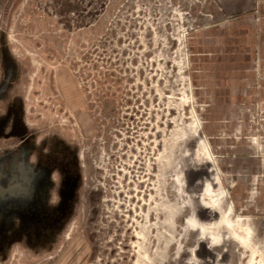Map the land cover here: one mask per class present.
<instances>
[{
  "label": "rangeland",
  "instance_id": "374dc122",
  "mask_svg": "<svg viewBox=\"0 0 264 264\" xmlns=\"http://www.w3.org/2000/svg\"><path fill=\"white\" fill-rule=\"evenodd\" d=\"M2 44L6 103L82 174L53 250L8 264H264V0H0V85Z\"/></svg>",
  "mask_w": 264,
  "mask_h": 264
},
{
  "label": "flooded vegetation",
  "instance_id": "af4514ba",
  "mask_svg": "<svg viewBox=\"0 0 264 264\" xmlns=\"http://www.w3.org/2000/svg\"><path fill=\"white\" fill-rule=\"evenodd\" d=\"M0 264L13 250H53L71 220L82 184L78 150L62 138L38 141L8 90L15 69L1 45ZM8 95V96H7Z\"/></svg>",
  "mask_w": 264,
  "mask_h": 264
},
{
  "label": "bare ground",
  "instance_id": "6f19581e",
  "mask_svg": "<svg viewBox=\"0 0 264 264\" xmlns=\"http://www.w3.org/2000/svg\"><path fill=\"white\" fill-rule=\"evenodd\" d=\"M216 175H217V178H218V181H219L220 180V176H219V171L217 169H216ZM226 195H227V193L225 191H222L221 195H218V196L216 194L214 195L211 183L207 182L206 185L204 186L203 193H202V196H201L202 197L201 198V204L204 207V210L207 211L208 213H211V214L212 213L221 212V205H222V202H223L222 200L225 198ZM230 209L233 210L232 207ZM219 221L220 222L216 223L215 225L220 224L223 227H227L228 231L230 233H232V234L234 233L232 231L233 228H232V226H231V224L228 221V218L226 216H224L222 214ZM201 233L203 235H205L207 240H209V241H211L212 238L213 239L217 238L219 240L221 238L219 236L220 233L217 232V230H216V227L213 228V229H208V227L204 226L201 229ZM215 241H214V244L216 243ZM217 242H218V240H217ZM241 242H242V244H247L244 239L241 240Z\"/></svg>",
  "mask_w": 264,
  "mask_h": 264
},
{
  "label": "water",
  "instance_id": "95a60500",
  "mask_svg": "<svg viewBox=\"0 0 264 264\" xmlns=\"http://www.w3.org/2000/svg\"><path fill=\"white\" fill-rule=\"evenodd\" d=\"M198 249L199 257L207 263H225L228 260L227 256L219 258V256L211 250L209 244L205 242H201L199 248L197 247V251Z\"/></svg>",
  "mask_w": 264,
  "mask_h": 264
}]
</instances>
